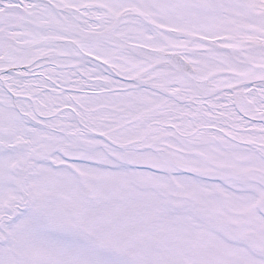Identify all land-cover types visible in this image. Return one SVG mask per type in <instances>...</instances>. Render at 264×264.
Here are the masks:
<instances>
[{
    "label": "snow or ice",
    "instance_id": "1",
    "mask_svg": "<svg viewBox=\"0 0 264 264\" xmlns=\"http://www.w3.org/2000/svg\"><path fill=\"white\" fill-rule=\"evenodd\" d=\"M0 264H264V0H0Z\"/></svg>",
    "mask_w": 264,
    "mask_h": 264
}]
</instances>
